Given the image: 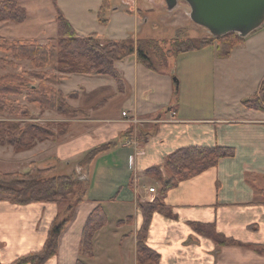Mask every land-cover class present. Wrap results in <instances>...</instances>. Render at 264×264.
Returning a JSON list of instances; mask_svg holds the SVG:
<instances>
[{
  "label": "crops",
  "instance_id": "1",
  "mask_svg": "<svg viewBox=\"0 0 264 264\" xmlns=\"http://www.w3.org/2000/svg\"><path fill=\"white\" fill-rule=\"evenodd\" d=\"M102 1L89 11L98 12ZM138 3L122 0V8L107 10L113 15L130 11L137 26ZM0 25L6 30L18 24ZM86 32L104 36L100 30ZM207 48L176 56L194 55L181 58L180 81L169 69H147L135 54L115 62V67L121 66L122 90L85 91L78 86L79 91L69 86L72 80H100L105 75L71 74L58 88L66 95L77 93L67 101L86 110L87 116L68 119L56 113L61 119H43L69 122L68 129L61 138L39 142L30 150L15 153L0 146V161L35 162L54 174H74L87 184L83 200L60 233L56 255L44 264H264V111L242 105L264 80V28L250 33L227 58L214 53L205 58ZM217 78L221 86L215 92ZM32 113L37 115V110ZM50 113L55 112L42 115ZM103 144L110 146L83 162L89 151ZM190 146L228 147L234 156L221 158L216 166L167 191L163 202L171 215L153 212L145 240L158 259L140 261L137 234L143 215L137 203L152 201L161 188L159 178L146 170L158 165L160 177H167L165 157ZM97 206L107 222L93 235L92 255L84 256L79 253L83 227ZM59 210L55 203L14 204L0 199V264L40 251ZM199 225L211 227L232 243L217 245L197 229Z\"/></svg>",
  "mask_w": 264,
  "mask_h": 264
},
{
  "label": "trees",
  "instance_id": "2",
  "mask_svg": "<svg viewBox=\"0 0 264 264\" xmlns=\"http://www.w3.org/2000/svg\"><path fill=\"white\" fill-rule=\"evenodd\" d=\"M55 9L56 37L45 44L35 40H9L0 36L1 68L17 69L23 63L29 68L21 71H5L0 74V146H9L19 153L32 149L37 143L61 138L67 131L69 122H39L32 109L38 113L53 111L65 118L86 117L88 112L71 106L67 99L76 98L77 93L64 94L58 85L67 76L78 73L84 75H108L112 77L119 90L122 81L115 68V62L132 54L139 63L152 71L167 67L170 55L203 50L215 45L218 58H226L244 38L230 32L210 39L187 38L173 41V46L160 50L159 43L152 39L128 37L123 40H102L97 33L79 35L59 9L56 0H50ZM109 9V0H103L98 19ZM26 9L18 0H0V22L16 24L27 20ZM160 51V55L158 53ZM158 62V65L154 63ZM245 108L264 111V80L251 98L244 99ZM103 144L89 151L83 162H90L99 153L108 149ZM234 149L228 147L190 146L174 150L163 162L169 175L161 178V166H152L146 174L155 175L161 182L159 195L149 202H138L143 215V224L137 234V257L140 261H157L158 255L145 244L151 214L155 211L171 215L163 198L167 191L176 187L180 181L190 179L214 167L224 157H233ZM25 173L0 171V199L14 204L32 202L55 203L60 210L50 224L46 240L38 252L26 254L11 264H44L57 253L59 236L72 217L73 208L79 204L86 193V182L72 174H52L51 168H39L30 162ZM107 217L101 206H97L88 216L83 227L79 253L90 256L93 253V235L105 225ZM214 239L217 245L232 243L217 234L209 226L197 227ZM77 264H82L77 261Z\"/></svg>",
  "mask_w": 264,
  "mask_h": 264
},
{
  "label": "rangeland",
  "instance_id": "3",
  "mask_svg": "<svg viewBox=\"0 0 264 264\" xmlns=\"http://www.w3.org/2000/svg\"><path fill=\"white\" fill-rule=\"evenodd\" d=\"M21 5L26 9L28 18L25 22L12 25L6 30L0 25V35L9 37L8 39H24V40H35L41 44H45L56 37V23H55V9L50 0H19ZM57 1V0H56ZM99 1V0H98ZM97 0H58V7L65 12L66 16L71 21V24L76 29V32L85 36L89 33L86 31H102L103 35L98 33L106 40H123L128 37L139 38V39H152L159 43V49L164 51L171 48L173 41H178L187 38H205L210 39L213 37L209 31L197 24H195L189 17L190 8L185 1H179L176 8L172 11H168L164 0H139V24L136 26L134 23V17L130 11L119 14H110L106 9L102 13V19L105 22H101L98 19L97 12H90L89 8H93ZM120 6L123 7L122 0H109V7ZM130 6V5H128ZM264 28V25L258 28L260 30ZM252 34V33H251ZM247 37L244 38L246 40ZM238 48H241V46ZM160 55V51L158 50ZM217 57L216 51L214 52V45L209 46L205 52V58ZM2 55L0 54V57ZM183 55L180 57L170 55L166 62V69L171 71V74L175 80L180 81L184 74L179 73L178 65L181 58H194V55ZM229 57V56H228ZM218 58V57H217ZM227 58V57H226ZM154 63L158 65V62L154 60ZM170 63V64H169ZM0 61V74L5 71H21L23 68H29L28 63L21 64L17 69L1 68ZM121 66L117 63L115 67ZM119 72V71H118ZM89 76V75H87ZM122 80V79H121ZM69 86L73 89L79 90L78 86L85 89V91H91V89H99L103 87L106 92L111 89H117L118 86L115 80L105 75L102 79H74L69 83ZM221 84L215 82V92H218ZM179 85L177 84V88ZM80 91V90H79ZM216 106L219 105V100L215 101ZM36 112V111H35ZM38 120L44 121L43 119H61L56 113H50V115L43 116L41 113H36ZM58 122V121H55ZM63 122V121H59ZM1 172H19L25 173L27 171V165L21 164L19 161L5 160L0 161ZM54 174V173H52ZM156 185V183H153Z\"/></svg>",
  "mask_w": 264,
  "mask_h": 264
},
{
  "label": "water",
  "instance_id": "4",
  "mask_svg": "<svg viewBox=\"0 0 264 264\" xmlns=\"http://www.w3.org/2000/svg\"><path fill=\"white\" fill-rule=\"evenodd\" d=\"M185 1L189 17L213 37L230 32L245 38L264 25V0H164L168 11Z\"/></svg>",
  "mask_w": 264,
  "mask_h": 264
},
{
  "label": "built area",
  "instance_id": "5",
  "mask_svg": "<svg viewBox=\"0 0 264 264\" xmlns=\"http://www.w3.org/2000/svg\"><path fill=\"white\" fill-rule=\"evenodd\" d=\"M122 115H125V113L123 112ZM148 190H149V192H154L155 191L154 188H149Z\"/></svg>",
  "mask_w": 264,
  "mask_h": 264
}]
</instances>
